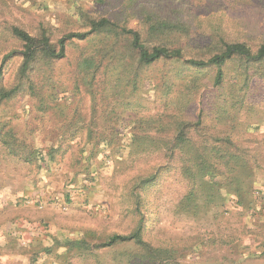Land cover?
Wrapping results in <instances>:
<instances>
[{
    "label": "rangeland",
    "instance_id": "374dc122",
    "mask_svg": "<svg viewBox=\"0 0 264 264\" xmlns=\"http://www.w3.org/2000/svg\"><path fill=\"white\" fill-rule=\"evenodd\" d=\"M78 10L128 19L137 30L145 14L181 20L189 35L172 43L186 57L209 56L220 39L254 50L264 42V0H0V89L16 86L21 64L16 55L3 61L21 50L11 26L58 38L78 29ZM89 47L69 46L46 76L0 100V230L16 231L4 234L3 264H127L134 247H92L131 233L140 217L142 238L170 252L168 264H264V78L239 91L243 79L230 68L217 88L204 69L190 87L193 77L161 80L159 66L134 82L89 84L75 74L76 54ZM171 67L187 71L181 62ZM177 123L187 124V153L228 143L242 151L254 163L246 172L254 180L250 194L241 165L236 173L212 162L218 178L192 181L174 147ZM5 132L13 136L1 138Z\"/></svg>",
    "mask_w": 264,
    "mask_h": 264
},
{
    "label": "trees",
    "instance_id": "16d2710c",
    "mask_svg": "<svg viewBox=\"0 0 264 264\" xmlns=\"http://www.w3.org/2000/svg\"><path fill=\"white\" fill-rule=\"evenodd\" d=\"M76 15H78V29L60 34L58 38L53 37L54 34L48 30L31 35L19 27L11 26L10 34L20 43L21 50L10 53L3 61L16 55L20 57L21 64L16 72V86L10 90L0 89V100L12 99L24 86H31L35 78L46 76L48 74L46 68L53 62L65 60L68 56V47L78 43L90 45L88 49L80 50L75 57V74L80 81H88L89 84L96 78L109 77L115 78L117 83H122L130 79V76L134 82L140 78L144 69L159 66L163 67L159 72L161 80L169 78L173 81L175 76H179L183 80L186 77H193L190 87L195 86L198 80L194 77L204 69L212 70L213 85L217 88L223 87L230 68L236 76L243 79L244 83L238 89L239 91H244L246 84L253 77L264 78V42L254 50L245 42H226L220 39L217 42V47L211 49L209 56L186 57L184 48L172 43L175 40H180L181 36L189 35L187 24L181 20L171 21L154 17L152 14H145L141 21V29L137 30L126 26L128 19L121 22L109 17H93L83 10H78ZM208 50L210 49L208 48ZM177 62H181L187 71L177 72L178 68L171 67ZM168 66L170 68H167ZM2 73V67H0V79L3 77ZM190 73L191 75H189ZM171 85L169 81L165 84L166 91L170 90ZM188 86H185L187 91H189ZM162 102L163 105H167L169 101L166 96L163 97ZM176 128L178 131L174 147L178 150L179 160L192 181L195 182L198 179L197 181L204 182L208 178H218L220 171L212 162L219 167L229 166V169L233 168L236 173L240 172L236 168L241 165L243 171L240 173H245V176L248 175L246 172L252 169L254 163L243 157L242 151L232 150L231 143H228V147H224L223 144L217 148L202 146L201 151L193 149L191 153H187L185 147L190 143L184 135L187 124L180 123L178 125L177 123ZM4 135L7 136L4 137ZM12 136L13 134L5 132L1 138H11ZM143 139L145 138H138L140 141ZM107 145L112 147L111 144ZM10 148L14 149L12 146ZM94 148L98 150L100 144H95ZM53 156L52 153L48 154L50 159H53ZM249 163H251L250 166ZM235 177H237L236 180L239 179L238 176ZM248 177L247 191L244 192L246 195L250 194L254 184L253 175H248ZM236 186L237 202L241 204L244 196L238 194L241 191L238 190L239 183ZM247 200V204L251 205L252 201ZM145 223V217H140L137 227L131 233L127 235L114 234L92 248L99 250L121 245L127 246L126 251H129L134 247L133 253L126 254L127 264H168L167 260L171 258L170 252L164 248L151 247L142 238ZM79 244V242L70 243L73 247Z\"/></svg>",
    "mask_w": 264,
    "mask_h": 264
},
{
    "label": "crops",
    "instance_id": "0c3cea01",
    "mask_svg": "<svg viewBox=\"0 0 264 264\" xmlns=\"http://www.w3.org/2000/svg\"><path fill=\"white\" fill-rule=\"evenodd\" d=\"M4 230H5V228L0 230V259L5 257V254H4L5 252L2 249V247H4V244L6 243V238L4 239V234L7 235V239H8L9 238L8 234H11L10 236H14V233L16 232L15 230H13V232H10V231L4 232ZM0 264H3V262L1 260H0Z\"/></svg>",
    "mask_w": 264,
    "mask_h": 264
}]
</instances>
